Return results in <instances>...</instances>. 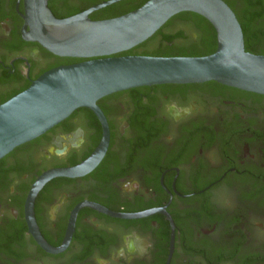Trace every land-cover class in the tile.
Masks as SVG:
<instances>
[{
  "label": "flooded vegetation",
  "instance_id": "obj_1",
  "mask_svg": "<svg viewBox=\"0 0 264 264\" xmlns=\"http://www.w3.org/2000/svg\"><path fill=\"white\" fill-rule=\"evenodd\" d=\"M53 1L72 16L108 0ZM147 1L120 0L104 7L123 4L108 16L89 17ZM224 1L246 50L264 55V0ZM25 15L24 0H0V104L67 65L26 37ZM188 29L177 18L163 31L182 32L177 42H185L196 38ZM97 106L109 133L103 157L85 175L47 181L32 222L35 182L96 152L101 119L78 108L0 159V264H264V95L213 81L163 84L115 92Z\"/></svg>",
  "mask_w": 264,
  "mask_h": 264
},
{
  "label": "water",
  "instance_id": "obj_2",
  "mask_svg": "<svg viewBox=\"0 0 264 264\" xmlns=\"http://www.w3.org/2000/svg\"><path fill=\"white\" fill-rule=\"evenodd\" d=\"M48 1L24 0L25 24L30 28L26 37L55 56L81 61L44 72L28 88L0 104V159L82 107L99 116L105 135L98 150L81 164L41 175L26 204L30 222L34 220L35 197L47 181L85 175L103 157L109 133L97 106L99 99L138 87L211 81L264 95V55L246 50L242 26L224 0H148L137 9L103 20H92L89 15L120 0L104 1L65 18L56 17ZM182 12L196 13L211 23L217 36L213 53L193 57L116 56L147 41ZM172 226L174 232L173 222ZM35 236L48 249L43 238L37 233Z\"/></svg>",
  "mask_w": 264,
  "mask_h": 264
},
{
  "label": "trees",
  "instance_id": "obj_3",
  "mask_svg": "<svg viewBox=\"0 0 264 264\" xmlns=\"http://www.w3.org/2000/svg\"><path fill=\"white\" fill-rule=\"evenodd\" d=\"M93 3H96V2H91V4ZM121 5L123 4H120V5L118 4L115 7H109V8L107 7V8L99 9L98 11H96L95 16L96 17H100V16L106 17L110 13L117 11L118 8H120L119 6ZM49 6L51 9L53 7V9L58 14H64L63 15L64 17H66L65 16L66 14L67 15L70 14L68 12H64V9L55 6L53 0L49 1ZM136 8H133V9H136ZM120 15H123V14H120ZM120 15H117V16H120ZM58 18H63V17H58ZM177 18L180 20H184V22L187 23L188 28L190 29L194 28L196 30V38H193V36H188L187 38L189 40H185V42H177V39H179L180 37L181 38L186 37L184 33L179 32L176 35H169V34L164 33L163 29ZM242 29L244 31L243 27ZM179 43H182V45H179ZM216 48H217V36H216V31L214 27L211 25V23L208 20H206L204 17L196 13L182 12V13H179L173 16L171 19H169V21H167L164 27L160 28L147 41L139 44L138 46L128 51L119 53L116 56L144 55V56H157V57H175V56L193 57V56L209 55L213 53L216 50ZM63 60L65 61V64H70V63L81 61V59H76V58H64Z\"/></svg>",
  "mask_w": 264,
  "mask_h": 264
},
{
  "label": "rangeland",
  "instance_id": "obj_4",
  "mask_svg": "<svg viewBox=\"0 0 264 264\" xmlns=\"http://www.w3.org/2000/svg\"><path fill=\"white\" fill-rule=\"evenodd\" d=\"M188 31L190 32V34H193L196 36V30L193 28V29H188ZM157 45V44H156ZM179 45H182V43H179ZM155 46V45H154Z\"/></svg>",
  "mask_w": 264,
  "mask_h": 264
}]
</instances>
